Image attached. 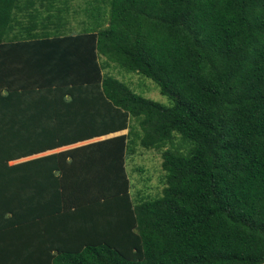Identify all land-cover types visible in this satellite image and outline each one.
Returning a JSON list of instances; mask_svg holds the SVG:
<instances>
[{"label": "trees", "instance_id": "obj_1", "mask_svg": "<svg viewBox=\"0 0 264 264\" xmlns=\"http://www.w3.org/2000/svg\"><path fill=\"white\" fill-rule=\"evenodd\" d=\"M262 263L264 0H0V264Z\"/></svg>", "mask_w": 264, "mask_h": 264}, {"label": "rangeland", "instance_id": "obj_2", "mask_svg": "<svg viewBox=\"0 0 264 264\" xmlns=\"http://www.w3.org/2000/svg\"><path fill=\"white\" fill-rule=\"evenodd\" d=\"M76 1L77 0H75V2ZM79 1L81 3L83 0ZM123 71L128 76V71ZM115 73L117 75L119 74L120 77H124L117 70ZM138 79V75L132 77V80L136 82L135 84L138 83ZM146 86H149V88ZM141 89L146 91L144 94L148 97L160 100L162 102L168 101L167 96L161 94L159 87L151 78L145 77V80L142 82ZM128 168L132 181V194L137 192H141V194L150 196L161 194L165 184L161 177L163 170L162 157L160 153L151 150L144 151L143 153L136 155L135 158L128 160Z\"/></svg>", "mask_w": 264, "mask_h": 264}, {"label": "crops", "instance_id": "obj_3", "mask_svg": "<svg viewBox=\"0 0 264 264\" xmlns=\"http://www.w3.org/2000/svg\"><path fill=\"white\" fill-rule=\"evenodd\" d=\"M71 1H72V0H71ZM74 1H75V0H74ZM77 1H79V0H77ZM79 2H80V1H79ZM71 3H72V2H71ZM72 4L74 5V4H77V3H72ZM79 14H80V13H79ZM75 16H76V14H75ZM79 16H80V17H79ZM79 16H78L79 18H78V20L76 21V23L84 19L83 16H82L81 14H80ZM76 17H77V16H76ZM85 19H86V18H85ZM85 19H84V20H85ZM79 23H80V22H79ZM78 30H79V28L77 27V28L75 29V31H78Z\"/></svg>", "mask_w": 264, "mask_h": 264}]
</instances>
